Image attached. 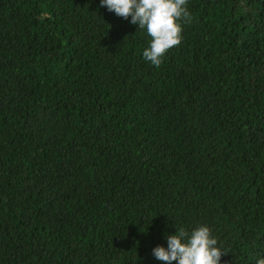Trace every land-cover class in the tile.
I'll list each match as a JSON object with an SVG mask.
<instances>
[{
    "label": "trees",
    "instance_id": "obj_1",
    "mask_svg": "<svg viewBox=\"0 0 264 264\" xmlns=\"http://www.w3.org/2000/svg\"><path fill=\"white\" fill-rule=\"evenodd\" d=\"M186 7L156 67L101 0H0V264H164L202 224L264 258V0Z\"/></svg>",
    "mask_w": 264,
    "mask_h": 264
},
{
    "label": "clouds",
    "instance_id": "obj_2",
    "mask_svg": "<svg viewBox=\"0 0 264 264\" xmlns=\"http://www.w3.org/2000/svg\"><path fill=\"white\" fill-rule=\"evenodd\" d=\"M186 5L187 0H101V7L125 19L131 17L132 24L146 30L151 40L143 57L156 67L171 48L181 43L180 21L187 22L191 17ZM217 244L207 225L190 232L178 228L167 236V247H155L153 255L164 264H220L226 252ZM257 264H264V258L258 259Z\"/></svg>",
    "mask_w": 264,
    "mask_h": 264
}]
</instances>
